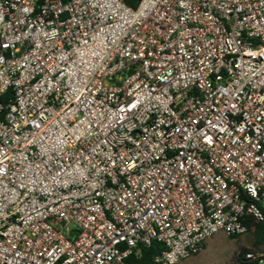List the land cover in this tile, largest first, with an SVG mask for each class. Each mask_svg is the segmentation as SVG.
Listing matches in <instances>:
<instances>
[{"label":"built area","instance_id":"2783aa9c","mask_svg":"<svg viewBox=\"0 0 264 264\" xmlns=\"http://www.w3.org/2000/svg\"><path fill=\"white\" fill-rule=\"evenodd\" d=\"M7 94L0 264H178L264 222V0H0Z\"/></svg>","mask_w":264,"mask_h":264},{"label":"rangeland","instance_id":"374dc122","mask_svg":"<svg viewBox=\"0 0 264 264\" xmlns=\"http://www.w3.org/2000/svg\"><path fill=\"white\" fill-rule=\"evenodd\" d=\"M263 252L264 246L260 250L255 247L253 233L236 239L218 234L207 243L206 249L201 253L178 264H243L241 257L244 253H253L255 258H258ZM247 255L246 258L251 259Z\"/></svg>","mask_w":264,"mask_h":264},{"label":"trees","instance_id":"16d2710c","mask_svg":"<svg viewBox=\"0 0 264 264\" xmlns=\"http://www.w3.org/2000/svg\"><path fill=\"white\" fill-rule=\"evenodd\" d=\"M129 7L137 8L141 0H123ZM11 94L0 97V103L7 105L10 101ZM249 233H253L255 238V247L260 250L264 246V222L255 223L253 229ZM241 236H230V238L236 239ZM207 244L203 247L206 249ZM164 250V246L155 241L150 247H142L140 256H132L128 259L127 264H156L154 263V257ZM247 253H244L241 257L243 264H264V252L261 256L255 259H247Z\"/></svg>","mask_w":264,"mask_h":264}]
</instances>
